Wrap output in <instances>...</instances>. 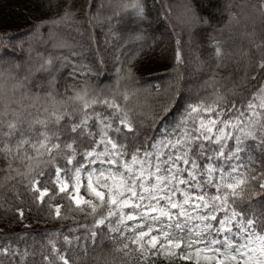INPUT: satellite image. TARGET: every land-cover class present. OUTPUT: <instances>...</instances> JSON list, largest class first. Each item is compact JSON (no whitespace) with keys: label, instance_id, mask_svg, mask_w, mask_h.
Here are the masks:
<instances>
[{"label":"snow or ice","instance_id":"6c2138e0","mask_svg":"<svg viewBox=\"0 0 264 264\" xmlns=\"http://www.w3.org/2000/svg\"><path fill=\"white\" fill-rule=\"evenodd\" d=\"M71 7L69 3L59 20L46 23L71 20ZM120 7L132 9L138 18L145 16L142 0H124ZM188 12L194 24H208L194 8L189 7ZM228 16L219 31L229 35L222 39L211 37L218 62H223L233 39L231 29L241 19L231 12ZM259 16L264 18V0ZM41 26L36 25L35 31ZM179 43L175 59L182 63ZM255 48L261 58L245 66L234 89L225 94L217 88L211 101H186L179 119L158 136L145 137L140 142L137 136L128 142V134L136 129L129 110L117 102V97L122 96L125 102L129 98L126 91L120 92L121 80L132 78L129 66L117 69L114 86L101 87L83 80L79 88L72 87L73 95L68 99L76 106L71 111L60 102L63 110L33 120L27 129L19 127L16 120L4 122L0 151L7 159L12 152L8 141L17 134L16 157H20L25 145L32 147L35 155L23 153L20 158L26 161V171L17 170V175L28 180V191L36 201L44 202L51 194L52 200L62 197L80 211L87 209L91 225L77 223V228L69 229V233L82 229L85 240L95 243L106 231L113 242L123 241V249L135 247L142 260L149 255H176L166 250L187 248L189 255L181 258L189 260L194 252L195 264H200L201 258L204 264H264V210L255 211L253 199L264 200V172L242 171L240 163L245 141L250 137L256 139L259 134L258 147L264 152V42ZM40 67L50 73L58 71L52 58ZM249 69L254 71L251 77ZM77 75L83 74L73 67L69 78ZM249 79L258 83L250 85ZM55 86L53 75L49 88ZM46 95L56 103L51 90ZM155 115L158 118L159 114ZM35 125L40 126L39 130ZM50 126L55 130L50 131ZM33 135L38 139L32 140ZM8 167L12 169L10 161ZM82 188L90 198L81 195ZM49 208H54L57 218L61 217L60 204L50 203ZM80 240L78 235H64L62 243L66 247L62 250L49 239L50 251L43 255V264H73L68 251L73 241L79 246ZM10 251V264H24L29 255L27 249L21 254L10 244L0 246V255L9 256Z\"/></svg>","mask_w":264,"mask_h":264},{"label":"trees","instance_id":"16d2710c","mask_svg":"<svg viewBox=\"0 0 264 264\" xmlns=\"http://www.w3.org/2000/svg\"><path fill=\"white\" fill-rule=\"evenodd\" d=\"M94 1L0 0V130L4 122L13 120L27 129L33 120L47 117L54 110H63L60 102L71 111L76 106L68 99L73 95L72 87L79 88L83 80L101 87L114 86L117 69L130 66L132 78L122 79L120 83V92L126 91L129 98L125 102L118 96L117 102L129 110L136 129L128 134V142L137 136L140 142L145 137L158 136L166 128L170 130L186 101L194 102L196 98L211 101L217 88L228 94L239 83L245 66L250 62L254 65L261 58L255 48L264 42V18L259 16L261 0H142L143 18L136 17L132 9L120 7L124 0H97L100 6ZM69 3L74 13L71 20L46 23L59 20ZM189 7L194 8L202 20L206 18L208 24H194ZM230 12L241 19L231 29L233 39L223 62H218L213 55L211 37L222 39L229 35L219 30ZM38 24L42 26L35 31ZM165 34H174V39L163 45L157 37ZM177 41L182 63L175 59ZM62 43L66 46L59 47ZM4 56L11 59L7 61ZM49 58L58 71L50 73L40 67ZM73 67L83 75L70 79ZM121 74L127 75L126 72ZM253 74L249 69L248 77ZM53 75L56 86L50 89ZM257 83L248 80L250 85ZM50 90L55 104L46 95ZM155 114H159L158 118ZM152 120L155 123H150ZM34 127L40 128L39 125ZM54 130L50 126V131ZM18 139V134L9 139L12 152L7 159L0 151V246L10 244L11 249L18 248L21 254L27 249L29 255L24 264H43V255L50 251L49 239L55 240L63 250L66 247L62 243L64 235L81 237L79 246L73 241L68 251L73 264H195L194 252L189 260L181 258L189 255L187 248L166 250L176 255H149L147 260H142L135 247L123 249V241L113 242L106 231L95 243L84 239L86 233L82 229L69 233L70 228H77V223L91 225V216L86 217L88 210L80 211L62 197L52 200L51 194L44 202L34 200L27 188L28 180H22L17 170L26 171V161L20 158L23 153L35 155V152L30 145H25L20 157H16ZM31 139L38 137L33 135ZM259 143V134L256 139L250 137L245 141L240 160L244 166L242 171L264 172V152L258 147ZM9 161L12 169L8 167ZM81 195L90 198L83 188ZM253 199L255 211L264 210V200ZM50 203L61 205L60 218L55 216L54 208L50 210ZM10 257L11 251L9 256L0 255V264H10ZM200 264H204L202 258Z\"/></svg>","mask_w":264,"mask_h":264},{"label":"rangeland","instance_id":"374dc122","mask_svg":"<svg viewBox=\"0 0 264 264\" xmlns=\"http://www.w3.org/2000/svg\"><path fill=\"white\" fill-rule=\"evenodd\" d=\"M94 3H96L97 4V6H100V4H99V2H97V0H95L94 1ZM184 29H182V31H183ZM184 32H185V30H184ZM33 33H35V31L34 32H32V34ZM167 36V37H166ZM160 37V38H159ZM159 37H157V40H162L163 41V45L164 44H166V42L167 43H169V42H171V41H173V39H174V34L172 35V34H168V35H163V36H159ZM162 41H161V44H162ZM166 46V45H165ZM164 47V46H163ZM4 59L5 60H9V59H11V58H9L8 56H4ZM5 63H6V61H5Z\"/></svg>","mask_w":264,"mask_h":264}]
</instances>
